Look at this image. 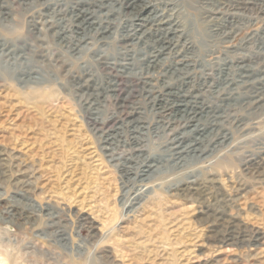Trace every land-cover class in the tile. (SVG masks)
Segmentation results:
<instances>
[{
  "label": "rangeland",
  "instance_id": "rangeland-1",
  "mask_svg": "<svg viewBox=\"0 0 264 264\" xmlns=\"http://www.w3.org/2000/svg\"><path fill=\"white\" fill-rule=\"evenodd\" d=\"M76 1L0 0V264H264V0Z\"/></svg>",
  "mask_w": 264,
  "mask_h": 264
},
{
  "label": "bare ground",
  "instance_id": "bare-ground-1",
  "mask_svg": "<svg viewBox=\"0 0 264 264\" xmlns=\"http://www.w3.org/2000/svg\"><path fill=\"white\" fill-rule=\"evenodd\" d=\"M102 1L104 2L105 0H99V3L100 4H102ZM120 1V0H119ZM136 1L137 0H121L120 1V3L123 5V6H125V7H127L128 9L130 8V10L131 9H135V12H136V14H137V19H139L140 17H139V15H140V12L145 8V6L146 5H139V3L138 4H136ZM248 1V0H247ZM77 3H78V5H77V7H79L77 10H73V14L76 16V18H77V20H79L80 21V23H82L83 25H84V23H89V24H91L92 22V20L90 21V22H88V20H87V14H89L90 15V11H89V9H90V7H93V6H91V2H88L87 0H77L76 1ZM244 2V1H243ZM98 3V4H99ZM84 4H86V5H88V6H86V7H84L83 5ZM105 4V3H104ZM100 5V6H105V5ZM120 4V5H121ZM93 5L95 6L96 5V2H93ZM121 5V6H122ZM238 5V4H237ZM246 5V4H245ZM231 7V6H230ZM243 7V6H242ZM123 8V7H122ZM244 8V7H243ZM91 10V9H90ZM126 11V10H125ZM128 12V11H127ZM144 12V11H143ZM134 13V12H133ZM131 14V13H130ZM162 14V13H161ZM160 14V15H161ZM133 15H135V14H133ZM91 16V15H90ZM155 16V15H154ZM132 17V16H131ZM134 17V16H133ZM168 17H170V16H168ZM105 19H107V18H105ZM141 20H146L145 18H140ZM134 20V19H133ZM150 20V19H149ZM159 20H160V22L161 23H163V22H166V21H163V19H160V17H159ZM132 21V20H131ZM157 21V20H156ZM94 22V21H93ZM103 22L104 21H99V23H98V25H100L101 27H104V26H102V24H103ZM106 22V21H105ZM147 22V21H146ZM169 22H170V20H169ZM108 23H110V22H108ZM143 23H144V21L143 22H140V23H138V25L139 26H143ZM216 23V22H215ZM82 25V26H83ZM88 25V24H87ZM94 25V24H93ZM151 25H153V24H151ZM90 26V25H89ZM133 27V26H132ZM75 28V27H74ZM105 28H107V27H105ZM134 28V27H133ZM152 28H154V27H152ZM93 28L91 27V30H92ZM97 29H98V26H97ZM108 29V28H107ZM136 30V29H135ZM138 30V29H137ZM155 30V29H154ZM164 30H165V28H164ZM96 31V30H95ZM163 31V30H162ZM77 32V31H76ZM98 32H99V30H98ZM155 32H157V31H155ZM159 32H161V31H159ZM167 32L168 31H164V32H161L162 34H161V37H162V39L161 38H159V39H157L158 41H159V43H161V45L159 46V49H155L157 52H156V54H154L155 53V51H154V53L153 54H145L146 55V58H145V60L146 61H148L150 58H154L155 60L157 59V57H158V55H160L161 54V49H165L167 46H164V45H166V43H169V39H167V41L166 40H164V39H166V34H167ZM152 34V33H151ZM154 34V33H153ZM128 35V34H127ZM141 35H143V34H141ZM173 38V37H172ZM137 39H138V37H137ZM140 39V38H139ZM138 39V40H139ZM143 40H144V38H143ZM142 41V40H141ZM154 42V41H153ZM155 44V43H154ZM158 45V44H157ZM169 45V44H168ZM170 47V46H169ZM154 48V47H153ZM151 53V52H150ZM150 57V58H149ZM181 59V58H180ZM154 60V61H155ZM182 61H183V59H182ZM156 62V61H155ZM159 62H161V61H159ZM185 62V61H184ZM173 67H174V65H173ZM116 70V69H115ZM174 70V69H173ZM121 71V70H120ZM119 71V72H120ZM116 72H117V70H116ZM149 78V77H148ZM150 80V79H149ZM148 80V81H149ZM167 87V86H166ZM112 88H113V86H112ZM250 88V87H249ZM254 88V87H253ZM146 89V88H145ZM118 91V90H117ZM147 91V90H146ZM258 90H256V92H257ZM148 92V97H153L151 100V102L153 103V106L154 105H159L161 108H163L164 110L163 111H165L166 109H169V108H175L174 110L176 111V113L178 112V111H184V112H187L188 111V113L187 114H193V116L192 117H194L197 113H199V112H197L196 110H195V106H196V104H193V105H191V104H189L190 102L187 100V102L186 103H182V102H180V101H183L182 100V98H180L178 101H179V103L178 104H174L172 107L170 106V107H168V106H165V105H161L162 104V102L164 101V99L163 98H160L159 96H156V95H154L153 93H154V91H151V90H148L147 91ZM158 92V91H157ZM166 92V91H165ZM182 92H184L183 90H182ZM253 92V91H252ZM256 92L255 93H253V94H256ZM174 93V92H173ZM187 93V92H186ZM257 93H259V92H257ZM156 94V93H155ZM252 94V95H253ZM181 95H182V93H181ZM192 95V94H191ZM245 95V94H244ZM257 95V94H256ZM178 96V95H177ZM183 97H185L184 95H182ZM227 96V95H226ZM247 97H249V95L248 96H245L243 99H246ZM259 97V96H258ZM257 97V98H258ZM147 98V97H146ZM178 98V97H177ZM227 98V97H226ZM252 99V98H251ZM250 99V100H251ZM259 99V98H258ZM185 100V101H186ZM247 100V99H246ZM254 100V99H253ZM253 100H251V101H253ZM257 100V99H256ZM245 101V100H244ZM122 103V102H121ZM164 103V102H163ZM253 103V102H252ZM252 103H250L251 105H252ZM173 104V103H172ZM246 104H248V103H246ZM254 104V103H253ZM128 111V110H127ZM137 111V110H136ZM162 111V112H163ZM214 111V110H213ZM126 112V111H125ZM160 112V111H159ZM130 113V112H129ZM127 114V113H126ZM132 114V113H131ZM185 114V113H184ZM211 114V113H210ZM171 115H172V113H171ZM214 116H215V114H213ZM180 116V115H179ZM183 116V115H182ZM181 116V117H182ZM200 116V115H199ZM205 116V115H204ZM203 116V117H204ZM185 119L186 118H192L191 117V115H190V117L189 116H183ZM201 117V116H200ZM206 118H209V117H207V116H205ZM213 117V116H212ZM96 118V117H95ZM205 118V119H206ZM93 119V118H92ZM95 120V119H94ZM133 120V119H132ZM182 120V119H181ZM184 120V119H183ZM194 120V119H193ZM129 121V120H128ZM198 121V120H197ZM206 122V124H209V123H211V122H209L208 123V120H205ZM127 122V121H126ZM132 122V121H131ZM130 122V123H131ZM173 122H174V120H173ZM178 122V121H177ZM186 122V121H185ZM203 122V121H202ZM178 123H180V122H178ZM198 123H200V122H198ZM127 124V123H126ZM185 124V123H184ZM203 124V123H202ZM218 124V123H217ZM216 124V125H217ZM199 125V124H198ZM219 125V124H218ZM217 125V126H218ZM97 126V125H96ZM139 126V125H138ZM188 126V125H187ZM118 127V126H117ZM121 127V126H120ZM131 127V126H130ZM196 127V126H195ZM204 127V126H203ZM202 127V128H203ZM206 127V126H205ZM99 128V127H98ZM132 128H134V127H132ZM214 129H215V127H213ZM199 129V128H198ZM201 129V128H200ZM204 129V128H203ZM211 129V128H210ZM123 130V129H122ZM132 130H134V129H132ZM137 131V130H136ZM135 131V132H136ZM141 131V130H140ZM198 131V130H197ZM206 132V131H205ZM209 132V131H208ZM120 133V132H119ZM124 133V132H123ZM131 133V132H130ZM139 133V132H138ZM189 133V132H188ZM111 134V133H110ZM116 134V133H115ZM114 134V135H115ZM182 134V133H181ZM184 134V133H183ZM182 134V135H183ZM190 134H192V133H189L188 134V136L190 135ZM209 134V133H208ZM212 134V133H211ZM119 135V134H118ZM135 136H137L136 134H134ZM206 135V134H205ZM210 135V134H209ZM215 135V134H214ZM108 136V135H107ZM121 136V135H120ZM193 136V135H192ZM208 136V135H207ZM217 136V135H216ZM104 137V136H103ZM130 137V136H129ZM184 137H185V135H184ZM196 137V136H195ZM215 137V136H214ZM221 137H222V135H221ZM135 138V137H134ZM137 138V137H136ZM138 138H140V137H138ZM137 138V139H138ZM178 138V137H177ZM194 138V137H193ZM198 138H199V136H198ZM203 138V137H202ZM204 138H206V137H204ZM212 138V137H211ZM222 138H224V134H223V137ZM195 139V138H194ZM112 140V139H111ZM132 140H134V139H132ZM140 140V139H139ZM181 140V139H180ZM172 141V140H171ZM201 141V140H200ZM214 141H215V138H214ZM129 143H130V141H129ZM139 143V142H138ZM194 144V143H193ZM137 145V144H136ZM188 145V144H187ZM180 146V145H179ZM192 146V145H191ZM178 147V146H177ZM185 147V146H184ZM197 147V146H196ZM198 147H199V145H198ZM197 147V148H198ZM108 148V147H107ZM135 148V147H134ZM139 148V147H138ZM181 148H182V145H181ZM188 148V147H187ZM195 148V147H194ZM196 148V149H197ZM173 149V148H172ZM199 150V149H198ZM167 151V150H166ZM179 151H180V149H179ZM131 152V151H130ZM168 152V151H167ZM173 152V151H172ZM185 152H187V151H185ZM189 152V151H188ZM192 152V151H191ZM195 152V151H194ZM198 152V151H197ZM176 153H178V152H176ZM190 153V152H189ZM155 154H157V152L155 153ZM166 154V153H165ZM169 154V153H168ZM186 154V153H185ZM153 155H154V153H153ZM158 155H161V154H158ZM164 155V154H163ZM167 155V154H166ZM172 155V154H171ZM195 155V154H194ZM193 155V156H194ZM132 156V155H131ZM134 156V155H133ZM146 156V155H145ZM145 156H144V158H145ZM168 156V155H167ZM167 156H165V157H167ZM173 156V155H172ZM175 156H177L176 154H175ZM187 156V155H186ZM143 157V156H142ZM152 157V156H151ZM158 157V156H157ZM229 157H231V156H229ZM133 158V157H132ZM135 158V157H134ZM140 158V157H139ZM147 158V157H146ZM149 158V157H148ZM147 158V159H148ZM153 158V157H152ZM160 158V157H159ZM179 158V157H178ZM125 159H126V157H125ZM158 159V158H157ZM170 159H171V157H170ZM230 159V158H229ZM264 159V158H263ZM129 160V159H128ZM153 160V159H152ZM160 160H161V158H160ZM172 160V159H171ZM177 160V159H176ZM231 160V159H230ZM258 160V159H257ZM126 161H127V159H126ZM141 161H142V159H141ZM150 161V160H149ZM156 161V160H155ZM262 161V160H261ZM122 162V161H121ZM135 162V161H134ZM145 162V161H144ZM148 162V161H147ZM260 162V161H259ZM137 163V162H136ZM150 163H151V161H150ZM153 163V162H152ZM252 163V162H251ZM256 163V162H255ZM122 164V163H121ZM142 164H144V163H142ZM156 164V163H155ZM159 164V163H158ZM162 162H161V164H160V166H158L157 167V171L158 172H161V166H162ZM218 164V163H217ZM249 164H250V162H249ZM253 164V163H252ZM263 164V163H262ZM147 167H148V169H150V167H152L153 166V164L152 165H147V164H145ZM254 165V164H253ZM135 166H137V165H135ZM139 166V165H138ZM163 166H165V164L163 165ZM162 166V167H163ZM256 166V165H255ZM126 167V166H125ZM166 167V166H165ZM164 167V168H165ZM168 167V166H167ZM252 168H253V166H251ZM251 167H249L250 169H251ZM123 168V167H122ZM127 168V170H132L133 169V167L131 166V167H126ZM163 168V169H164ZM145 169V168H144ZM147 169V168H146ZM155 169H156V166H155ZM1 170V169H0ZM137 170V169H136ZM253 170V169H252ZM258 170V169H257ZM141 171H145V170H141ZM162 171H164V170H162ZM254 171V170H253ZM252 171V172H253ZM18 172H20V171H18ZM123 172H124V170H123ZM127 171H125V173H126ZM135 172V171H134ZM138 172H139V170H138ZM148 172V171H147ZM156 173V170L154 171L153 170V172L152 173ZM157 172V173H158ZM245 172V171H244ZM165 173H166V171H165ZM169 173V172H168ZM249 173H251V172H249ZM192 174V173H191ZM252 174V173H251ZM123 175V174H122ZM125 175V174H124ZM123 175V176H124ZM132 175V174H131ZM157 175V174H156ZM258 175V174H257ZM152 176V175H151ZM179 176V175H178ZM133 177H135V175H133ZM137 177V176H136ZM145 177V176H144ZM167 177H169V176H167ZM167 177H166V179H167ZM183 177V176H182ZM139 178V177H138ZM151 178V177H150ZM257 178V177H256ZM131 179H133L134 180V178H130L129 180H131ZM141 179V178H140ZM143 179V178H142ZM196 179V178H195ZM253 179H255L254 177H253ZM128 180V181H129ZM135 180H136V178H135ZM146 180V179H145ZM160 180V179H159ZM159 180H158V182H159ZM184 180V179H183ZM162 181V180H161ZM198 181V180H197ZM130 183H131V181H129ZM128 182V183H129ZM134 182V181H133ZM132 182V183H133ZM154 182H157V181H154ZM143 183V182H142ZM190 183V182H189ZM134 184H135V182H134ZM148 184H150V183H148ZM136 185V184H135ZM135 185H132V186H128L129 188H128V192H130L131 191V193H136V196H135V198L136 197H139L141 194L140 193H142V188H141V185L140 186H135ZM192 187V186H191ZM198 187V186H197ZM144 188H146V187H144ZM181 188V187H180ZM190 188V187H189ZM195 190H198V189H196V188H194ZM181 190V189H180ZM189 190V189H188ZM187 191V190H186ZM201 191V190H200ZM207 191V190H206ZM210 191V190H209ZM209 191H207V192H209ZM181 192V191H180ZM191 192V191H190ZM193 192V191H192ZM196 193H197V191H196ZM205 193V192H204ZM203 193V197H204V194ZM210 195V194H209ZM129 196V195H128ZM202 196V195H201ZM214 197V196H213ZM225 197V196H224ZM128 198V197H127ZM197 198H199V197H197ZM206 198V197H205ZM217 198V197H216ZM221 198H222V196H221ZM218 199V198H217ZM226 199V198H225ZM207 200V199H206ZM216 200V199H215ZM222 200V199H221ZM134 201V200H133ZM133 201H131V202H133ZM136 201V200H135ZM135 201H134V203H135ZM217 201V200H216ZM218 201H220V200H218ZM223 201V200H222ZM226 201V200H225ZM208 202V201H207ZM224 202V201H223ZM128 203V202H127ZM136 204H138V202L136 203ZM230 204V203H229ZM228 204V207L230 206ZM226 205V204H225ZM14 206V205H13ZM16 206V205H15ZM123 206H124V203H123ZM134 206V205H133ZM222 206V205H221ZM129 207H131V205L129 206ZM11 208V207H10ZM223 208V207H222ZM7 209V208H6ZM14 210V209H13ZM223 210H224V208H223ZM228 210H229V208H228ZM15 211V210H14ZM226 212V211H225ZM234 215V214H233ZM229 216V215H228ZM18 217V216H17ZM216 218H218L217 216H215ZM231 218V217H230ZM225 220H226V218H225ZM228 221H229V219H227ZM213 221V219L211 220V222ZM224 221V220H223ZM221 222V221H220ZM53 224H56V221L55 222H52ZM234 223V222H233ZM221 224H222V222H221ZM227 225V224H226ZM237 225V224H236ZM222 226V225H221ZM235 226V225H234ZM227 227V226H226ZM236 227V226H235ZM238 227V226H237ZM222 229V228H221ZM235 229V228H234ZM238 229V228H237ZM241 229V228H240ZM220 230V229H219ZM218 231V230H217ZM243 231V230H242ZM55 232H58V229L56 228L55 229ZM216 232V231H215ZM229 232V230L228 229H224L223 230V233H225V234H227ZM220 233V232H219ZM218 234V233H217ZM223 236H225V235H223ZM232 237V236H231ZM242 237H243V234H242ZM226 238V237H225ZM261 238V237H260ZM244 239L242 238V241H243ZM256 240V239H255ZM223 241V240H222ZM232 241V240H231ZM253 242V241H252ZM243 243V242H242Z\"/></svg>",
  "mask_w": 264,
  "mask_h": 264
}]
</instances>
